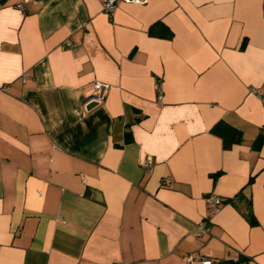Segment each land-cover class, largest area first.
<instances>
[{
	"label": "crops",
	"instance_id": "1",
	"mask_svg": "<svg viewBox=\"0 0 264 264\" xmlns=\"http://www.w3.org/2000/svg\"><path fill=\"white\" fill-rule=\"evenodd\" d=\"M1 86L0 264H264V0H0Z\"/></svg>",
	"mask_w": 264,
	"mask_h": 264
},
{
	"label": "built area",
	"instance_id": "2",
	"mask_svg": "<svg viewBox=\"0 0 264 264\" xmlns=\"http://www.w3.org/2000/svg\"><path fill=\"white\" fill-rule=\"evenodd\" d=\"M119 1H124V2H127V3H134V4H147L149 2V0H104V11L109 14V15H113L115 10H116V7H117V4ZM20 7H23L22 4L19 5ZM62 48H65V49H74V50H77L78 49V44L72 40H66L64 41L62 44H61ZM24 81H26L27 77H24L23 78ZM96 87L99 89L98 93L93 95L91 97V99H98L99 101L103 100L105 98V94L104 92H101V90L104 88H106V85L104 84H101L100 82H96ZM0 90H3L5 91L6 90V87L5 86H1L0 87ZM254 92L256 93H260V90L258 89H255L253 90ZM163 95L161 94L160 95V98H162ZM146 167L149 168L152 166V162L151 161H148L146 162ZM166 182H169L170 179L169 178H166L165 179ZM206 200L208 202V205H209V213L211 215L217 213L221 207V204H222V198L215 195V194H209L207 197H206ZM211 231V228L209 226V223L208 221H204V222H201L198 226H197V229H196V232L197 233H209ZM186 262L188 264H196V263H203V264H211L212 261L210 260V258H208L207 256H201V255H195V254H188L186 256ZM116 264H121V263H116Z\"/></svg>",
	"mask_w": 264,
	"mask_h": 264
},
{
	"label": "water",
	"instance_id": "3",
	"mask_svg": "<svg viewBox=\"0 0 264 264\" xmlns=\"http://www.w3.org/2000/svg\"><path fill=\"white\" fill-rule=\"evenodd\" d=\"M100 102H97V101H95V102H92V104L90 105V107H94V106H96L97 104H99Z\"/></svg>",
	"mask_w": 264,
	"mask_h": 264
},
{
	"label": "trees",
	"instance_id": "4",
	"mask_svg": "<svg viewBox=\"0 0 264 264\" xmlns=\"http://www.w3.org/2000/svg\"><path fill=\"white\" fill-rule=\"evenodd\" d=\"M225 144H226V146H229V141H226Z\"/></svg>",
	"mask_w": 264,
	"mask_h": 264
}]
</instances>
